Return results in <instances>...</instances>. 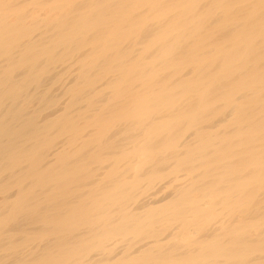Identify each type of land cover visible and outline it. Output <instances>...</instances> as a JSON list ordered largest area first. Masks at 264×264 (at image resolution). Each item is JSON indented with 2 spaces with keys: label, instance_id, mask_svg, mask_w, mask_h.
Instances as JSON below:
<instances>
[{
  "label": "bare ground",
  "instance_id": "bare-ground-1",
  "mask_svg": "<svg viewBox=\"0 0 264 264\" xmlns=\"http://www.w3.org/2000/svg\"><path fill=\"white\" fill-rule=\"evenodd\" d=\"M96 263L264 264V0H0V264Z\"/></svg>",
  "mask_w": 264,
  "mask_h": 264
},
{
  "label": "rangeland",
  "instance_id": "rangeland-1",
  "mask_svg": "<svg viewBox=\"0 0 264 264\" xmlns=\"http://www.w3.org/2000/svg\"><path fill=\"white\" fill-rule=\"evenodd\" d=\"M160 179H157L156 181L159 182ZM154 181V182H156ZM143 182L145 183V187L143 189V191L139 194V196L137 197V200H142L144 202L146 201H164L166 199L169 198V194H170V188H171V184H165V182H160V183H153L151 186L147 183L146 179L143 180ZM136 203V202H135ZM133 205V204H132ZM216 223L212 222L208 225L209 227H213L215 226ZM193 239L190 241H194L196 236L193 235L192 236ZM114 241H116V243L114 244V251H113V255L117 254L115 259H119V252L121 251V245L123 244V242H119V240L115 239ZM96 264H100V263H96Z\"/></svg>",
  "mask_w": 264,
  "mask_h": 264
}]
</instances>
